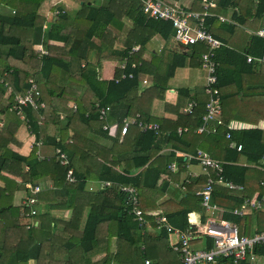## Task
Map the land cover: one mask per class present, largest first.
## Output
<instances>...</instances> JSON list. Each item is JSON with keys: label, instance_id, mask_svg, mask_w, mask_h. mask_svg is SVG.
I'll use <instances>...</instances> for the list:
<instances>
[{"label": "trees", "instance_id": "obj_1", "mask_svg": "<svg viewBox=\"0 0 264 264\" xmlns=\"http://www.w3.org/2000/svg\"><path fill=\"white\" fill-rule=\"evenodd\" d=\"M160 1L188 11H207L205 29L223 43L215 50L222 109L225 101L238 99L242 107L248 108L246 117L239 118L241 121L257 124L264 119V92L248 89V83L242 80L243 74L257 69L255 64L264 63L246 61L249 53L262 55L264 35L249 36L250 47L244 51L245 55L227 47L231 43L222 35L235 33L249 21L263 17L264 0H192L191 7L176 3L179 0ZM42 2L0 0V264H104L111 259L110 255L95 263L90 259L96 252L108 251L113 237L117 238L118 249L129 247V257L138 249L139 242L149 238L144 237V233L139 239V231L146 223L138 221L131 212L136 206L134 203L153 228L155 218L160 215H165L172 225L181 229L193 225L190 216L194 213L204 223L207 217L196 191L208 177L216 179L217 175L212 169L205 174H190L192 167L199 165L194 157L197 150L217 160L222 151L223 178L242 186L240 190L214 186L210 203L219 210L216 215L236 224L239 235L264 232V186L260 184L264 182V165H261L264 128L229 130L217 126L214 133H196V128L202 124V107L186 114L180 112L178 106H171L175 109L173 118L156 116L153 111L154 103L162 101L174 70L184 66L188 57L199 59L201 64L205 45L186 46L187 53H175L168 67L156 71L155 57L152 55L147 60L143 56L145 46L152 34L167 37L173 27L169 21L148 17L142 10L141 0H130L125 13L142 27L136 50L132 49L134 41L127 37L128 25L116 18L108 5L97 7L83 3L75 17L59 8L55 18L48 21L39 13ZM211 2L214 6L204 8ZM227 10H231L229 20L220 19L219 15ZM120 37L124 39L122 48L112 49ZM49 41L61 42L62 51L47 52ZM107 54L115 55L119 64L124 61V66L117 65L112 79L102 80L99 63ZM156 60L161 62V57ZM146 78L150 82L142 87ZM32 83L39 91L37 104L43 103V106H23L18 114L12 109L15 97L24 94ZM101 108H108L104 118H101ZM136 116L142 122L157 123L158 130H142L132 125L126 134L120 135L119 128L111 134L102 127L104 123L121 126L124 118ZM225 119L229 123V118ZM22 124L34 136L27 155L11 147ZM178 128H186V131L179 132ZM227 131L230 139L225 137ZM90 136L108 139L110 145L102 146ZM230 141L234 145L241 144V149L230 147ZM164 147L169 149L164 151ZM48 149L50 154H47ZM56 149L66 153L78 180L76 183L66 181L67 166L60 165ZM176 152L182 155L177 156ZM239 157L244 158L242 163L238 162ZM173 161L176 162L174 173L168 168ZM161 174H169L171 182L177 185L165 181L156 188ZM44 179L52 184L49 192L32 194L26 188V184L39 187ZM185 180L192 182L194 188L183 185ZM86 181L96 183L99 188H84ZM102 182L109 184L100 188ZM123 186L131 187L134 195L122 191ZM21 188L35 198L33 207L37 203H51L61 195L66 198L62 204L65 208L77 210L76 206L94 204L97 210L88 213L81 229L75 230L69 222L49 217V211L42 214L38 211L30 216V209L25 205L28 197L22 209L13 205V194ZM253 191H258L263 207L242 216L233 214ZM30 217L40 221L33 225ZM159 233V237L166 238L165 230ZM101 237L106 240L102 241ZM204 245L209 249L213 242L205 237ZM168 252L178 256L171 248ZM255 252L264 258V247L255 248ZM167 256L172 257L170 253ZM216 262L253 264L248 260L236 263L222 257ZM126 264H133V259L130 257Z\"/></svg>", "mask_w": 264, "mask_h": 264}, {"label": "crops", "instance_id": "obj_2", "mask_svg": "<svg viewBox=\"0 0 264 264\" xmlns=\"http://www.w3.org/2000/svg\"><path fill=\"white\" fill-rule=\"evenodd\" d=\"M87 3L89 5L93 6H104L108 5L109 9L114 12L116 18L124 21L128 25V31H127V37L134 41L133 48H139V42H136L138 39V36L142 30V27L136 23H134L131 19L127 18L125 13L128 9V5L130 3V0H43L42 4L39 7V13L45 17L46 20L50 21L55 18L56 9H62L64 12L69 14L71 17H75L76 14L82 9V4ZM176 3L182 4V6L191 7L192 0H179ZM51 13V17L47 16V12ZM231 15V10L223 11L219 16L223 19H228ZM264 29V16L261 18H258L256 20L249 21L245 26H241L235 33H222L224 38H227L231 45L229 44L227 47L235 49L236 52L240 53L241 55H245L244 51L250 47V41L249 36L257 35L259 30ZM218 39V38H216ZM220 40V39H219ZM122 43H124V39L122 37L119 38V40H116L113 45L112 49H118L122 48ZM180 44H177L174 41L173 36L171 35V31L167 37H164L160 35L159 33H154L150 36L144 51V58L150 59L153 55L155 57V64H156V71L163 70L164 67H168V64L173 61L175 57V53H187L189 49L186 46L180 47ZM204 46V45H201ZM226 46V45H225ZM205 47V46H204ZM63 44L59 41H49L47 44V52L51 53H60L62 51ZM254 57H257L258 55L254 54H248ZM153 57V58H154ZM156 57H161V62H158L156 60ZM124 62V61H123ZM119 59L112 54H107L101 58V61L99 63V73H100V79L102 80H108L112 79L114 75V71L117 65L121 66ZM263 64V65H260ZM258 65L257 69L249 71L247 74H243L242 80L249 86L248 89H254L258 91L264 92V63H258L255 64ZM204 71L199 59H190L189 57L186 58V62L184 66L177 67L174 70L173 77L170 78L167 81V90L162 95V101H156L153 105V111L156 116H164L168 118H173L175 109H171L172 107L178 106L179 111L181 112L183 110V107L186 105V103L190 100H195L198 104L197 107H202L205 112V105L207 102V95L204 92V83H205V75L201 72ZM202 75V78L200 77ZM147 81L146 83L149 84V79H144L142 87L147 85L144 84V81ZM256 85V86H255ZM255 87V88H254ZM186 89V90H183ZM263 95V94H262ZM264 104V100L262 101ZM165 103V104H164ZM242 104L239 103L237 100H229L225 101L224 107L222 109V118L225 121V118H229V122H232V124L236 127V129H242V128H252V127H260L264 128V119H260L257 121V124H248L243 121H241L240 117H246L248 109L246 105L241 106ZM264 113V112H263ZM264 115V114H263ZM252 116L249 115V118ZM179 129V128H178ZM197 133V132H196ZM75 137H79L77 135H74ZM93 140L96 141V143L102 145V146H109L110 141L108 139L100 138L97 136H90ZM34 141V136L31 134L29 129L25 124H22L20 128L17 130V133L11 142V147L13 150L21 153L22 155H27L31 149V146ZM169 148L164 147L163 150L166 151ZM49 150H47V154L49 153ZM52 155V154H51ZM177 156L182 155V152H176ZM220 157L218 160H221L222 158V151L219 152ZM244 161V158L239 157V163H242ZM74 164L77 165V160H74ZM255 166V165H254ZM172 172V171H171ZM201 172V167L199 165L193 166L192 173L199 174ZM174 173V172H172ZM169 174H161V176L158 178L156 182V188H159L163 182L169 181L171 185H177L174 182H171ZM188 181V180H187ZM183 181V185L188 186L189 188H194L192 182ZM1 185V183H0ZM31 186L30 184H26V188L30 190ZM38 186V185H37ZM51 182L49 180H42L39 182L40 187V193L44 194L51 190ZM84 188L89 189H96L99 188V186L96 185V183L92 181H86ZM202 188V187H201ZM200 188V189H201ZM199 190V189H198ZM258 191L249 192V198H254ZM29 193L24 189H19L14 192L13 196V205L20 207L22 209V205ZM56 197H62L58 199L57 201L61 200L64 202L66 199L65 196H56ZM55 197V198H56ZM54 198V199H55ZM54 199L51 203H37L35 207H31L32 209L39 211L40 214H42L44 211H49V217H54L57 220H63L69 222L70 226L75 230H80L82 225L84 224V220L86 218V215L88 213H93L97 210L96 205L92 206H76L77 210H72L70 208H65L62 204L63 203H57L54 202ZM50 205V206H49ZM60 205V206H59ZM263 207V204H262ZM261 207V208H262ZM257 208V209H261ZM29 209V208H28ZM236 209V208H235ZM254 208L250 209L247 213H251V211ZM218 212V211H217ZM217 212H215V216H217ZM204 216L209 218V213H206L204 211ZM234 214V213H233ZM244 214V215H245ZM236 215V214H235ZM242 216V215H241ZM35 218V217H34ZM30 217L31 223H36L40 219ZM75 218H77L75 220ZM217 218L222 219L217 216ZM73 219V220H72ZM201 217H199L198 214H192L190 216V220L192 224L195 225H201L204 223H201ZM42 221V219H41ZM230 222V221H229ZM232 223V222H231ZM39 225V224H38ZM160 230H158L156 227L153 228L148 222L146 223V226L142 228L141 231H139V239L141 240V235L144 233L146 236L149 237L148 239H145L144 242L138 243V249L133 250L130 253V256L128 257V248L121 247L118 249V246H116L117 238L113 237L110 242V248L109 250H103L100 252H96L90 259L92 263L101 261L104 257H107L110 255L111 259L107 260L104 264H126L127 260L131 257L133 259V264H145V261L148 260L150 264H180L179 257L174 252H168L170 251L169 246V237L168 235L166 238L159 237ZM254 233H258L255 232ZM253 233V234H254ZM248 235V236H252ZM102 241L106 240V237L100 238ZM158 239V240H156ZM171 239H175V237H172ZM204 245V239L198 238L194 242V247H201ZM167 253H170V255L173 257L174 260H172V257L168 259ZM144 255H147L144 258ZM253 264H264V258L258 256L255 261H252ZM29 264H33L32 262H29Z\"/></svg>", "mask_w": 264, "mask_h": 264}, {"label": "built area", "instance_id": "obj_3", "mask_svg": "<svg viewBox=\"0 0 264 264\" xmlns=\"http://www.w3.org/2000/svg\"><path fill=\"white\" fill-rule=\"evenodd\" d=\"M143 12L150 18L154 20L169 21L174 29V41L177 44L188 46L191 44L201 43L205 45L206 50L201 54V66L206 72L204 92L207 95V102L205 105V112L202 115V124L196 128L197 133H214L217 126H225L227 129H235L236 127L232 122L226 123L222 118V107L220 92L217 87V73H216V49L223 46V43L216 39L210 32L205 29L204 17L207 15V11L195 12L188 11L181 6L168 4L160 0H141ZM207 6H214V3H207ZM224 20L223 18H220ZM258 34L264 35V30H259ZM137 48H133L136 50ZM246 61H258L264 62V51L261 56H251L246 55ZM124 66V63L121 67ZM146 83V81H144ZM39 96V91L36 88V84L32 83L31 87L22 95H17L15 97V104L13 105V110L18 114L21 113L23 106L30 105L34 108L37 106H43V103L37 104V97ZM198 106L195 100H190L183 107L182 112L186 114L193 113L194 109ZM108 108H101V118H104ZM22 117V116H21ZM137 125L142 130H158L159 126L157 123L153 122H142L135 118H124L121 122V126L116 123L110 125L103 124V129H109L111 134L114 130L119 128L120 135H124L128 132L130 126ZM179 132L186 131L185 129H178ZM226 139H230V132L227 131L225 134ZM230 147L236 146L237 150L241 149V144L234 145L230 141ZM58 153L60 165L67 166L66 171V181L68 183H76L78 180L74 176V169L72 164L69 163L66 153L60 149H56ZM194 157L199 161L202 173H208V169L215 171L217 178L208 177L205 184L201 189L196 191V195L201 197V206L206 213H209V218L204 224L188 226L185 229H181L172 225L165 215H160L155 218L156 228L158 230H165L169 237V246L172 250L176 251L180 260V264H216L219 257L231 258L234 262L239 261H255L258 255L255 252V248L264 247V232L254 233L252 236L239 235L238 227L236 224L231 223L224 219H219L215 216V212L219 211L217 207L210 203L211 195L214 190L215 185H222L228 189L240 190L242 186L234 184L230 181H226L223 178L222 164L223 160H217L209 156L202 150H197ZM261 165H264V154L261 160ZM260 167V166H256ZM168 168L170 171H176V162L173 161L169 164ZM109 183H100V188L108 186ZM261 186H264V182H260ZM32 194H37L39 192V187H30ZM36 188L37 191L33 189ZM122 191L128 194H133L134 191L131 187L123 186ZM134 195V194H133ZM28 203L26 206L30 209L28 213L30 216L36 214V210L32 209L31 205L34 203L35 198L33 196L28 197ZM135 198H132L134 201ZM135 208L132 209V213L141 223H147L144 219L143 213L137 203ZM262 201L258 199V193L254 198H247L243 203L236 209L233 213L236 215H244L250 209L261 208ZM38 221L33 225H37ZM175 237V239H171ZM210 238L213 242L211 248L207 249L205 245L201 247H194V242L198 238ZM145 264H150L148 260Z\"/></svg>", "mask_w": 264, "mask_h": 264}, {"label": "rangeland", "instance_id": "obj_4", "mask_svg": "<svg viewBox=\"0 0 264 264\" xmlns=\"http://www.w3.org/2000/svg\"><path fill=\"white\" fill-rule=\"evenodd\" d=\"M47 16H48V17H51V13H50L49 11L47 12ZM203 70H204V69H203ZM204 71H205V70H204ZM204 71L201 70V72L205 75V72H204ZM200 77L202 78V75H200ZM204 78H205V77H204ZM33 190H34V191H37L36 188H34ZM39 192H40V189H39ZM30 196H31V195H30ZM60 198H62V197H56V198L54 199V202H57V203H58V202L63 203L61 200L57 201V200L60 199ZM64 201H65V200H64ZM59 206H60V205H59ZM36 213H38V211H36ZM34 219H35V218H34ZM76 219H77V218H75V220H76ZM72 220H73V219H72ZM193 225H195V224H193Z\"/></svg>", "mask_w": 264, "mask_h": 264}, {"label": "water", "instance_id": "obj_5", "mask_svg": "<svg viewBox=\"0 0 264 264\" xmlns=\"http://www.w3.org/2000/svg\"><path fill=\"white\" fill-rule=\"evenodd\" d=\"M171 35H174V29L171 30ZM180 47H182V45H179Z\"/></svg>", "mask_w": 264, "mask_h": 264}]
</instances>
